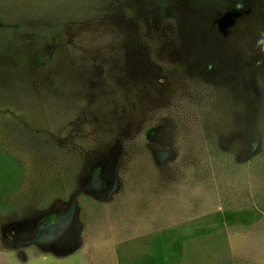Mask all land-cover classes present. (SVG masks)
<instances>
[{
    "label": "rangeland",
    "instance_id": "rangeland-1",
    "mask_svg": "<svg viewBox=\"0 0 264 264\" xmlns=\"http://www.w3.org/2000/svg\"><path fill=\"white\" fill-rule=\"evenodd\" d=\"M5 15L65 32L59 88L0 109V264H135L164 234L183 240L168 264H264V0H0Z\"/></svg>",
    "mask_w": 264,
    "mask_h": 264
},
{
    "label": "trees",
    "instance_id": "trees-1",
    "mask_svg": "<svg viewBox=\"0 0 264 264\" xmlns=\"http://www.w3.org/2000/svg\"><path fill=\"white\" fill-rule=\"evenodd\" d=\"M62 20H40L27 22L5 15L0 18V90L7 87L11 90L3 95L0 92V109L17 108L14 101L18 96L33 94V86L39 79L51 78L57 63V46L63 42L65 28ZM52 79V80H51ZM50 80L59 84L52 77ZM26 119V117H23ZM235 213H219L216 220L219 223L237 220ZM211 232L209 230L195 231V235ZM168 234L162 235L152 245L149 254L144 255L135 264H168L179 260L181 253V238L167 242ZM162 238L164 241H162Z\"/></svg>",
    "mask_w": 264,
    "mask_h": 264
},
{
    "label": "crops",
    "instance_id": "crops-1",
    "mask_svg": "<svg viewBox=\"0 0 264 264\" xmlns=\"http://www.w3.org/2000/svg\"><path fill=\"white\" fill-rule=\"evenodd\" d=\"M243 238H245V237L239 236L238 234L228 235L227 240H228L229 248H232V245L234 243L237 244V243L241 242ZM262 257H263V255H261V254H258L255 256H249V255H245V254L244 255H239V254L237 255L234 251H230V253L228 255L222 256V255H218V254H213L210 256L203 257V260L214 261V260H220V259H225V258H228V260L243 259V260H247L249 263L251 262V263L257 264V262H259V260H262Z\"/></svg>",
    "mask_w": 264,
    "mask_h": 264
}]
</instances>
